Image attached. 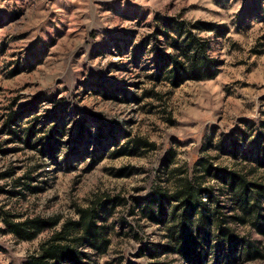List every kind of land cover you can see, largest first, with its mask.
<instances>
[{"label": "rangeland", "instance_id": "374dc122", "mask_svg": "<svg viewBox=\"0 0 264 264\" xmlns=\"http://www.w3.org/2000/svg\"><path fill=\"white\" fill-rule=\"evenodd\" d=\"M201 45L204 78L175 85L171 60L189 68ZM225 171L264 186V0H0V264L93 209L108 243L78 264H193L171 250L177 203L158 198L186 177L260 253L216 239L199 264H264V220L233 219ZM35 219L58 223L16 234Z\"/></svg>", "mask_w": 264, "mask_h": 264}, {"label": "trees", "instance_id": "16d2710c", "mask_svg": "<svg viewBox=\"0 0 264 264\" xmlns=\"http://www.w3.org/2000/svg\"><path fill=\"white\" fill-rule=\"evenodd\" d=\"M200 52L203 59L189 57L191 59L189 60V68L186 64L177 62L175 59L171 60L173 72L175 71V75H173L175 85L183 75L185 78L188 77L194 80L204 78L203 65L206 63L208 54L206 46L201 45ZM218 175L230 191V199L234 203L235 217L233 219H236V222L245 224L247 219L251 217L258 221L264 220L261 212V197H264V186L230 171L220 172ZM178 183L174 193L160 192V197L158 196L163 202L177 203L172 214L175 224L169 228L170 240L175 243V247L171 249L172 251L193 264H199L204 248H212V242L217 239L216 242L221 247L220 249L227 250L226 255L229 253V246H233L234 248L230 249L239 250L246 259L260 257L259 250L251 243L243 241L237 243L235 241L234 232L229 225L228 218L220 219L216 217L219 214L218 211L206 208L203 195L205 197L207 193L210 202L213 199L210 192H207L210 188L192 182L187 177L181 179ZM164 207V204H162L161 209H164ZM90 211L93 213L89 214L85 210L80 211V223L68 222L63 227L64 232H69L70 229L75 230L78 233L77 237L70 240L64 236V232L56 233L49 243L42 246L40 253L30 257L26 264H63L69 262L78 264L79 259L82 257L80 247L87 245L99 249L102 245H106L108 240L104 238L101 229L95 223L97 212L94 209ZM196 215L197 217H195ZM57 223L56 220H28L23 224L14 226V231L18 236L29 239L48 228L54 227ZM258 223L262 227L261 223ZM213 233H216L215 238L212 237ZM230 252L232 251L230 250ZM224 260V264H233L237 261V258L230 255L226 256Z\"/></svg>", "mask_w": 264, "mask_h": 264}]
</instances>
